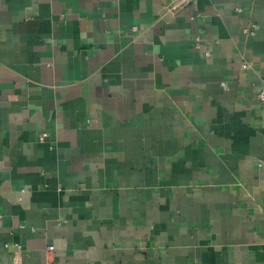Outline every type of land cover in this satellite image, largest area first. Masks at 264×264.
<instances>
[{
  "label": "crops",
  "instance_id": "obj_1",
  "mask_svg": "<svg viewBox=\"0 0 264 264\" xmlns=\"http://www.w3.org/2000/svg\"><path fill=\"white\" fill-rule=\"evenodd\" d=\"M174 1L0 0V264H264V0Z\"/></svg>",
  "mask_w": 264,
  "mask_h": 264
},
{
  "label": "built area",
  "instance_id": "obj_2",
  "mask_svg": "<svg viewBox=\"0 0 264 264\" xmlns=\"http://www.w3.org/2000/svg\"><path fill=\"white\" fill-rule=\"evenodd\" d=\"M194 0H175L174 2L170 3L168 5V8L170 10H175L176 8L178 7H182V6H185V5H190L193 3ZM242 68H249L250 67V64L248 62H242L241 64ZM257 99L264 111V83H262V85L259 87L258 91H257ZM41 136L43 137L44 136V133L41 134ZM53 247L52 246H49L48 247V250H52Z\"/></svg>",
  "mask_w": 264,
  "mask_h": 264
}]
</instances>
